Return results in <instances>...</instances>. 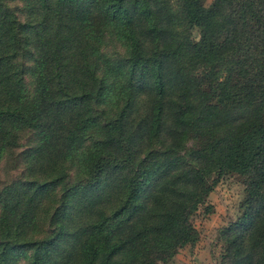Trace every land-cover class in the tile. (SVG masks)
Returning a JSON list of instances; mask_svg holds the SVG:
<instances>
[{
	"label": "trees",
	"instance_id": "trees-1",
	"mask_svg": "<svg viewBox=\"0 0 264 264\" xmlns=\"http://www.w3.org/2000/svg\"><path fill=\"white\" fill-rule=\"evenodd\" d=\"M11 1L0 161L25 148L0 186V264L166 262L227 173L244 197L222 264H264V0Z\"/></svg>",
	"mask_w": 264,
	"mask_h": 264
},
{
	"label": "rangeland",
	"instance_id": "rangeland-1",
	"mask_svg": "<svg viewBox=\"0 0 264 264\" xmlns=\"http://www.w3.org/2000/svg\"><path fill=\"white\" fill-rule=\"evenodd\" d=\"M210 2L212 0H205L206 4ZM10 4L12 6H22L19 0H12ZM105 49L109 53V43ZM115 49L118 50L119 46L117 45ZM115 49L111 47V50L115 51ZM87 147L88 143L85 141L80 142L73 152L72 161L76 162L81 159L80 152ZM24 148L25 146L22 145L7 156L6 162H8V169L2 168L3 164L6 163L4 162L5 160L0 161V186L2 184L7 186L11 182L9 180L13 177H23L22 161H20L19 166L16 168L14 166H8V164H13L10 162L13 161L14 155H19V152ZM82 183V181H79V185ZM93 193H96V189H93ZM243 197L244 185L241 176L232 173L222 175L214 188L206 196L205 203L199 205L193 214V224L198 232L196 242L180 248L172 258L166 262H159L158 264H222V230L234 222L240 215V204ZM59 198L58 192L52 200L55 202ZM103 207L105 210H109V201ZM44 209H47V211L52 210V205L47 204L42 206L41 210H43V213ZM44 219L40 218L37 223L41 226L42 222L44 223ZM28 255L29 251H27ZM26 261L27 258L21 256L17 264H25Z\"/></svg>",
	"mask_w": 264,
	"mask_h": 264
}]
</instances>
